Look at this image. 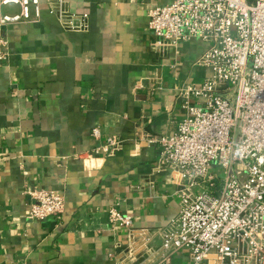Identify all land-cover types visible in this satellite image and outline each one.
I'll return each instance as SVG.
<instances>
[{
  "label": "crops",
  "instance_id": "1",
  "mask_svg": "<svg viewBox=\"0 0 264 264\" xmlns=\"http://www.w3.org/2000/svg\"><path fill=\"white\" fill-rule=\"evenodd\" d=\"M171 1L67 0L89 20L87 32H70L41 0L39 18L3 28L0 264H165L162 233L178 216L179 186L156 170L161 150L150 141L177 132L185 117L178 89L211 76L198 65L201 40L155 47L149 12ZM17 13L0 6V18ZM108 137L122 149L86 165ZM28 187L63 194L64 213L29 221ZM115 205L153 233L147 247L129 252L128 234L109 223ZM189 262L186 251L171 255L170 264Z\"/></svg>",
  "mask_w": 264,
  "mask_h": 264
},
{
  "label": "built area",
  "instance_id": "2",
  "mask_svg": "<svg viewBox=\"0 0 264 264\" xmlns=\"http://www.w3.org/2000/svg\"><path fill=\"white\" fill-rule=\"evenodd\" d=\"M41 0H0L19 13L0 18V66L8 58L3 28L40 17ZM50 13L70 32H87V16H76L67 0H48ZM149 28L159 48L199 39L208 45L198 65L210 70L200 87L178 89L185 117L177 132L150 142L160 147L158 172L179 186V213L162 233V257L186 251L187 264H264V0H172L150 10ZM234 96L230 101L229 94ZM100 138V130H93ZM123 147L108 137L84 163L114 157ZM216 163L224 178L210 173ZM26 218L61 216L65 197L28 187ZM109 223L128 234L129 252L147 247L153 233L134 227L132 216L112 206ZM134 246V247H133Z\"/></svg>",
  "mask_w": 264,
  "mask_h": 264
},
{
  "label": "rangeland",
  "instance_id": "3",
  "mask_svg": "<svg viewBox=\"0 0 264 264\" xmlns=\"http://www.w3.org/2000/svg\"><path fill=\"white\" fill-rule=\"evenodd\" d=\"M208 48V45H206V49ZM234 96L230 93L229 99L230 101H233ZM210 173H213L216 178L223 179L224 178V172L223 170L216 165V163H213L211 165Z\"/></svg>",
  "mask_w": 264,
  "mask_h": 264
}]
</instances>
